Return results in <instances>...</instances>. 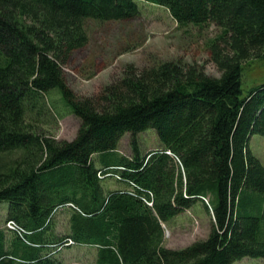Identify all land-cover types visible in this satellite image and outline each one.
Here are the masks:
<instances>
[{
    "label": "trees",
    "instance_id": "obj_1",
    "mask_svg": "<svg viewBox=\"0 0 264 264\" xmlns=\"http://www.w3.org/2000/svg\"><path fill=\"white\" fill-rule=\"evenodd\" d=\"M141 1L180 27L218 28L207 46L219 76L179 62L128 67L78 98L63 68L88 41L86 21L136 17V0H0V202L24 231L9 240L0 230V264H62L42 250L69 240L97 248L95 264L264 260V166L249 147L264 137V84L241 96L243 64L264 61V0ZM52 91L80 122L70 141L42 129L56 116ZM149 129L160 147L143 155L138 136ZM124 135L131 157L118 152ZM111 174L121 188L104 185ZM197 204L207 237L166 247L163 226ZM60 208L62 237L51 229Z\"/></svg>",
    "mask_w": 264,
    "mask_h": 264
},
{
    "label": "rangeland",
    "instance_id": "obj_2",
    "mask_svg": "<svg viewBox=\"0 0 264 264\" xmlns=\"http://www.w3.org/2000/svg\"><path fill=\"white\" fill-rule=\"evenodd\" d=\"M136 3L139 8L136 17L104 22L86 21L88 41L72 52L68 64L63 68L65 81L78 98L99 95L109 84L121 79L128 67L141 71L160 63L179 62L184 66L193 65L207 76H219L210 62L207 46L208 41L220 33L218 28L214 25L180 27L165 8L141 0H136ZM262 84L264 61L251 60L244 63L241 96L245 97L252 88ZM48 102L56 116H43L42 129L58 140H72L79 127V120L65 107L57 92L50 93ZM138 137L143 155L160 147L152 129L140 133ZM249 147L264 166V137L253 135ZM118 150L122 155L132 156L129 135L123 136ZM116 179L111 174L104 178V185L113 187L117 183ZM68 208L58 209L53 217L51 229L58 237L68 233ZM7 210L8 202H0V224ZM210 225L209 218L197 208L179 214L163 226L164 244L171 249H183L194 241L205 239ZM13 237L12 232L8 239ZM67 246L70 247L56 250L50 245L44 248L43 253L58 259L62 264H95L97 248L73 242ZM233 264H264V260L245 257Z\"/></svg>",
    "mask_w": 264,
    "mask_h": 264
},
{
    "label": "built area",
    "instance_id": "obj_3",
    "mask_svg": "<svg viewBox=\"0 0 264 264\" xmlns=\"http://www.w3.org/2000/svg\"><path fill=\"white\" fill-rule=\"evenodd\" d=\"M115 178H117L116 175H114ZM151 205V204H149ZM67 207H73L72 204H66ZM4 229L8 230V231H12L17 233L18 235L22 236V234L24 233V231L13 221H7L4 225ZM65 245H69L72 244V242L69 240L68 242L64 243Z\"/></svg>",
    "mask_w": 264,
    "mask_h": 264
},
{
    "label": "crops",
    "instance_id": "obj_4",
    "mask_svg": "<svg viewBox=\"0 0 264 264\" xmlns=\"http://www.w3.org/2000/svg\"><path fill=\"white\" fill-rule=\"evenodd\" d=\"M125 136V135H124ZM123 138V137H122ZM121 138V139H122ZM120 142H121V140H120ZM120 144V143H119ZM120 153V152H119ZM121 154V153H120ZM122 155V154H121ZM124 155V154H123ZM124 156H126V155H124ZM110 189H116V188H121V185L119 184V183H116V185L115 186H113V187H109ZM194 208H197L199 211H200V213L202 214V213H204L206 216L208 215L207 213H205L204 211H203V208H202V206L201 205H199V204H197L195 207H193V208H191V209H189L190 211L192 210H194ZM189 210H187V211H189ZM187 211H185V212H187ZM56 214V213H55ZM54 214V215H55ZM208 217V216H207ZM209 218V217H208ZM5 219H6V216H5ZM5 219H4V221L0 224V227L2 226V224L5 222ZM67 219H68V217H67ZM12 232H10V231H5V234H6V236L8 237L9 236V234H11ZM65 247H70V246H65ZM64 248V247H63ZM62 248V249H63ZM42 252H43V250H42Z\"/></svg>",
    "mask_w": 264,
    "mask_h": 264
},
{
    "label": "bare ground",
    "instance_id": "obj_5",
    "mask_svg": "<svg viewBox=\"0 0 264 264\" xmlns=\"http://www.w3.org/2000/svg\"><path fill=\"white\" fill-rule=\"evenodd\" d=\"M66 206V205H65ZM7 222V221H6ZM5 222V223H6ZM5 223L0 227V230L1 231H3V232H5V231H8V230H6V229H4V225H5ZM12 232V231H11ZM13 233H15V232H13ZM72 242V241H71ZM62 246H67V245H65V244H63ZM63 248V247H62Z\"/></svg>",
    "mask_w": 264,
    "mask_h": 264
}]
</instances>
